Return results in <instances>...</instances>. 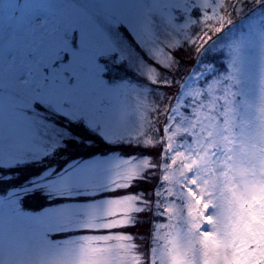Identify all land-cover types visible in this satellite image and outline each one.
Listing matches in <instances>:
<instances>
[{
  "label": "snow or ice",
  "instance_id": "snow-or-ice-1",
  "mask_svg": "<svg viewBox=\"0 0 264 264\" xmlns=\"http://www.w3.org/2000/svg\"><path fill=\"white\" fill-rule=\"evenodd\" d=\"M214 41L223 63H199ZM97 138L158 157L4 194L0 264H264V0H0V173ZM153 176L147 194L56 202ZM145 212L147 233L128 231Z\"/></svg>",
  "mask_w": 264,
  "mask_h": 264
},
{
  "label": "rangeland",
  "instance_id": "rangeland-1",
  "mask_svg": "<svg viewBox=\"0 0 264 264\" xmlns=\"http://www.w3.org/2000/svg\"><path fill=\"white\" fill-rule=\"evenodd\" d=\"M216 43L217 42H212L210 43L209 47L205 50L202 51L201 53V57L203 55H206L208 54V52H217L218 51H214L213 49L215 48L216 46ZM188 47V54L191 58H194L191 54V51H190V46H187ZM200 57V58H201ZM216 59L218 61H223V57H222V60L220 58H218L216 56ZM201 64H214L212 62H208V61H205L204 63H201ZM185 68H188V67H185L183 65H181V69H185ZM129 72V73H133V75H135V81H131V79H129L128 77H124L125 79L131 81L133 84L137 85L138 87H141V88H150V85H148L149 81L142 75H138L134 70L130 69V68H127L126 66H122V70L119 72ZM109 74V73H108ZM107 74V75H108ZM128 75V74H127ZM138 78V79H137ZM137 82L140 84H137ZM150 84V83H149ZM143 85V86H142ZM154 96V95H153ZM53 131H55V129H53ZM116 142H119V141H116ZM112 143H115V142H112ZM2 145H3V142L0 141V150H2ZM42 156H40L39 154H37L36 156L32 157L31 158V162L32 161H35V160H39ZM117 159H124V158H119V157H116L115 155H108V156H99V157H94V158H89V159H85V160H82V161H77V162H74V163H71L69 167L71 166H75V165H81V164H84V163H87V162H90V161H93V160H98V161H103L105 162V164H111L112 162H114L115 160ZM2 173H0L1 175ZM42 174H45V175H42ZM57 174V173H56ZM55 174V175H56ZM52 176V173L50 172H41V173H34V174H30L28 177L25 176V182H23L21 185H23L24 188H22L20 191H26V192H31L32 191V188L29 187V185L31 184H36L38 182V179L40 178H46V179H50ZM8 176L4 175L1 177V179L4 180L5 182V179L7 178ZM153 178L157 180V177L153 176L149 179L150 182L153 183ZM129 189V188H128ZM128 189H125V190H118V192L114 193V192H111L109 190H101L100 192L96 193L95 195H89V194H85V193H80V194H77L67 200H58L56 202H59V203H63V202H70V203H87L89 202L90 200H103L111 195H115V194H123L126 190ZM9 194H11L12 192L9 191L8 192ZM15 193V192H14ZM2 197V196H0ZM42 198L38 193L37 195L33 198ZM77 234H82L80 232V230H75V231H71V232H68V233H59V234H56L54 236L55 239H66L68 236L70 235H77Z\"/></svg>",
  "mask_w": 264,
  "mask_h": 264
},
{
  "label": "trees",
  "instance_id": "trees-1",
  "mask_svg": "<svg viewBox=\"0 0 264 264\" xmlns=\"http://www.w3.org/2000/svg\"><path fill=\"white\" fill-rule=\"evenodd\" d=\"M98 140H100V139L98 138ZM100 147H108V145H106L103 142H100L99 149H100ZM82 149H83V145H81L80 143L69 142V150L70 151L75 152V151H81ZM114 149L117 150V152H121V151H125L126 152V151L133 150V148H131L130 145H122V144L115 145L114 146ZM89 150H90V148H89ZM86 153H88V152H86ZM26 170H28V171H26ZM31 171H32V174H34V173H37L39 170L38 169H33V168L26 167V168L21 169V171H19V170H13V171H11L10 174L7 173V172L2 173L0 175V189L5 188L6 186H7L6 188L14 187L15 186V183L18 182L17 180H21V179L25 178V176L28 177L29 174L31 173ZM4 175L8 176L5 179V182H4L3 179H1V177L4 176ZM17 176H19V177L17 178ZM146 216H148V215H144V217H146ZM144 223L146 225L149 224V222H144Z\"/></svg>",
  "mask_w": 264,
  "mask_h": 264
}]
</instances>
